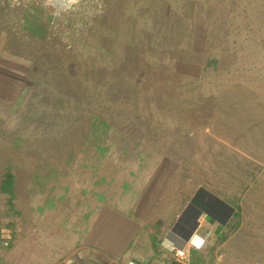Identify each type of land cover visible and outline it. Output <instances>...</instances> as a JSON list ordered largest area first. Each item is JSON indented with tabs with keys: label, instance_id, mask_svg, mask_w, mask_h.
<instances>
[{
	"label": "rangeland",
	"instance_id": "1",
	"mask_svg": "<svg viewBox=\"0 0 264 264\" xmlns=\"http://www.w3.org/2000/svg\"><path fill=\"white\" fill-rule=\"evenodd\" d=\"M45 19L49 30L34 34L28 20ZM94 60L102 82L71 73ZM15 138L25 144L12 148ZM189 172L216 174L223 194L247 187L264 209V0H0L8 248L28 235L37 207L54 208L50 194L69 222L169 180L176 189Z\"/></svg>",
	"mask_w": 264,
	"mask_h": 264
},
{
	"label": "crops",
	"instance_id": "2",
	"mask_svg": "<svg viewBox=\"0 0 264 264\" xmlns=\"http://www.w3.org/2000/svg\"><path fill=\"white\" fill-rule=\"evenodd\" d=\"M186 174L176 189L166 190L173 184L169 180L163 191L153 187L134 193L121 198L120 206L89 208L83 218L76 215L69 222L58 219L50 194L54 208L37 207V215L25 224H32L28 235L17 240L25 249L17 248L15 240L0 264H264V209L258 208V193L230 187L231 193L223 194L216 174L211 179L205 173ZM245 195L252 206H244ZM45 223L50 230L42 229ZM195 235L202 239L199 245ZM178 249L186 259L175 257Z\"/></svg>",
	"mask_w": 264,
	"mask_h": 264
},
{
	"label": "trees",
	"instance_id": "3",
	"mask_svg": "<svg viewBox=\"0 0 264 264\" xmlns=\"http://www.w3.org/2000/svg\"><path fill=\"white\" fill-rule=\"evenodd\" d=\"M29 21V23H30V29H33L34 31H33V33L34 34H37L38 35V30L39 29H42L43 30V35H45V32H46V30H49V23H47L48 21L45 19V22L47 23H43L41 20H40V22H38V21H36V20H28ZM28 26V25H27ZM71 49H72V47H70ZM70 49V50H71ZM110 54V53H109ZM140 59L141 58H139L138 56H137V59H135V64H139V61H140ZM154 60H157V63H161V60L160 59H154ZM213 62H214V59H211ZM210 60V61H211ZM211 61V62H212ZM210 63V62H209ZM73 63H70V67H71V65H72ZM78 64L79 63H77V66H78ZM80 65V64H79ZM61 67H62V69H64V70H66V71H68V68H64V65H61ZM82 67L83 68H78V71L76 70H74V69H72V68H70V71H71V73H72V71L73 72H77V74H78V72L79 73H81V72H83L84 71V73L80 76V79H84L85 81H89V79L92 81V82H95V83H98L99 81L100 82H102L103 81V75L102 74H99V73H105V69H103V68H101V66H100V61H97V60H94V61H92V62H89V63H85V62H83L82 63ZM143 67H144V65H142V68H140V69H134V71L132 72V75L134 74V76H137V72L140 70H143ZM76 69H77V67H76ZM144 69H145V67H144ZM9 69H7V71H8ZM85 70H88V73L90 72V71H92V72H94L90 77H88V73H86V71ZM146 70V69H145ZM144 71V70H143ZM68 75H70L69 74V72H68ZM109 77H111V75H109ZM17 141V138H15V141H14V145L12 146V148H14V146H16V144L17 145H19L21 142H22V144H25V142L24 141H22V140H19L18 139V141ZM19 142V143H18ZM24 142V143H23ZM40 163H37L36 164V167H34V168H36L32 173H33V177L34 178H36L37 176H38V171L40 170V168H41V166L39 165ZM28 175V174H27ZM12 179H13V181H14V179H15V177L13 176L12 177ZM3 183V182H2ZM2 183H0L1 185H2ZM35 186V185H34ZM34 186L32 185L31 186V188L29 189V191H33L34 189ZM12 187H13V189L14 190H12ZM12 187H10L9 189H7V188H5L4 186H1V190H2V192H8V193H10V196H15V186H12Z\"/></svg>",
	"mask_w": 264,
	"mask_h": 264
},
{
	"label": "built area",
	"instance_id": "4",
	"mask_svg": "<svg viewBox=\"0 0 264 264\" xmlns=\"http://www.w3.org/2000/svg\"><path fill=\"white\" fill-rule=\"evenodd\" d=\"M10 236L9 235H2L0 238V254H2V248H8L10 246ZM173 254L176 258L184 260L188 256L187 253L183 249L173 250Z\"/></svg>",
	"mask_w": 264,
	"mask_h": 264
},
{
	"label": "clouds",
	"instance_id": "5",
	"mask_svg": "<svg viewBox=\"0 0 264 264\" xmlns=\"http://www.w3.org/2000/svg\"><path fill=\"white\" fill-rule=\"evenodd\" d=\"M67 3H68L69 5H73V4L78 3V0H67Z\"/></svg>",
	"mask_w": 264,
	"mask_h": 264
}]
</instances>
